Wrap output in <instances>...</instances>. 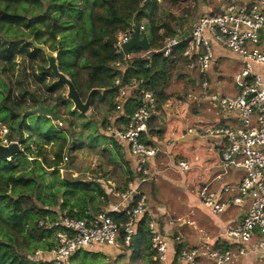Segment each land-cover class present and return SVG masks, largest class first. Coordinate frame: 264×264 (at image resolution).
Segmentation results:
<instances>
[{
	"label": "trees",
	"instance_id": "obj_1",
	"mask_svg": "<svg viewBox=\"0 0 264 264\" xmlns=\"http://www.w3.org/2000/svg\"><path fill=\"white\" fill-rule=\"evenodd\" d=\"M151 4V0H0V120H6L7 137L17 139L22 147L11 159H0V264H41L29 256L37 249L54 246L56 228L40 226V220L51 221L59 213L90 218L100 212L98 199L108 198L95 181L61 178L59 165L68 140L65 132L57 130L58 134L47 135L42 128L35 129L45 138L44 143L53 141L57 145L52 159L45 156L44 145L33 148L30 139L25 137V130L30 128L27 111L45 105L58 112L56 106L47 104L31 89V81H38L49 92L63 85L59 80L45 83V76L51 72L47 67V51L56 53L60 71L74 82L81 96L83 88L87 93L95 89L92 97L99 94L102 99L108 97L113 110L117 94L112 86L114 78L121 76L123 83L134 77L144 78L162 108L170 97L167 88L176 51L165 56L160 48L165 36H175L178 32L168 22H157L154 14L145 11ZM156 5L154 0L153 6ZM143 16L149 17L146 31L153 50L148 56L135 57L127 66L119 68L116 62L123 57L115 49L116 36L119 31L130 28L133 19L141 23ZM163 28L167 30L165 34L160 33ZM179 47L175 49L182 53L185 44ZM140 50L134 47L131 51ZM19 56L46 64H40L39 74L28 73L20 66L21 72L12 79ZM59 100L72 105L65 96L61 95ZM137 104L136 95L128 98L121 118L125 120ZM24 113L25 119H22ZM43 117L39 115L40 120ZM29 156L35 158L30 160ZM47 177L52 180L47 182ZM109 215L126 219L123 213L109 212ZM133 248L144 256L151 255L152 259L155 255L151 250L147 215L138 225ZM180 250L176 246V256ZM80 252L101 251L82 250L76 254ZM153 261L159 264L157 259Z\"/></svg>",
	"mask_w": 264,
	"mask_h": 264
},
{
	"label": "built area",
	"instance_id": "obj_2",
	"mask_svg": "<svg viewBox=\"0 0 264 264\" xmlns=\"http://www.w3.org/2000/svg\"><path fill=\"white\" fill-rule=\"evenodd\" d=\"M214 10L203 12L192 25L188 35L178 33L165 39L162 48L165 56L175 48L185 44L182 54L193 57L198 62L202 75L201 95L207 96L213 108L223 113L226 118H233L237 125L208 124L204 133L222 137L226 146L221 152L220 167L223 173L232 168L244 171L236 184H227L221 191L203 184L198 189L202 203L215 213L225 211L229 200L241 203L250 199V205L236 223L229 225L223 232L220 247L210 243L211 236L202 232L201 242L189 248H182L177 254L183 264H200L201 259H208L211 264H230L239 260L249 251L264 252V0H219ZM139 27L141 37L147 35L145 25L132 20L130 28L118 32L115 49L122 54L116 66L123 68L135 57H145L153 50L125 52L123 45L131 38L135 27ZM214 43L236 53L241 59V68L235 74L236 94L210 92L209 71L215 57ZM117 89L115 109L124 110L126 100L136 95L138 104L125 123H115V114H110L105 121V132L129 144L131 153L137 159L139 182H156L164 172L172 169L187 172L193 167L188 159H180L171 164L162 160L158 165H151V159L158 154L167 155L166 150L149 139V126L153 118L160 115L158 98L146 84L144 78L134 77L127 83L121 76L113 80ZM201 96L189 93L188 104L201 105ZM183 98L180 99L182 101ZM22 114V119H25ZM58 127L63 122L57 120ZM9 128L0 121V144L9 145L18 140L9 139ZM191 134L199 135L196 128L188 129ZM69 156H64V163ZM234 192L232 197L225 194ZM121 204L95 214L90 218L70 217L59 213L53 220L42 219L40 226L56 228L51 249H37L29 258L41 264H69L71 258L82 250H97L110 247L125 252L133 247L138 225L147 215V230L151 248L161 264H167L170 244L181 240V235L170 237L162 229L161 222L147 210L148 197L139 184L129 182L120 194ZM133 205L131 207L130 204ZM109 212L123 213L125 220L109 215Z\"/></svg>",
	"mask_w": 264,
	"mask_h": 264
},
{
	"label": "crops",
	"instance_id": "obj_3",
	"mask_svg": "<svg viewBox=\"0 0 264 264\" xmlns=\"http://www.w3.org/2000/svg\"><path fill=\"white\" fill-rule=\"evenodd\" d=\"M203 5V9H206L205 11L216 9L205 5V3H203ZM189 30H184V32ZM179 32L180 31H178V33ZM178 48L180 47H177V49ZM214 49L215 63L218 61V63L221 64V69L226 68V63L220 62L223 60L225 61V58L229 56H234L240 65L241 59L236 53L222 48L217 43H214ZM214 66L211 67L210 71L213 70ZM239 70V68L234 70V72L236 71L235 74ZM218 75L220 76V73ZM229 83V86L231 87L232 82L230 81ZM213 85L214 84L211 83L210 92L229 94L237 93L235 84L233 85L236 89V92L234 93L228 90L224 92L221 90L220 85ZM189 93H195L197 96L200 95L202 97L201 105L197 106L192 105V103L188 104L187 97ZM181 98L182 97L170 94V97L164 104L160 115L153 118L150 122L149 139L160 146L162 150L167 151V155L161 153L155 158H152L151 165L156 166L165 159L175 165L180 159H188L193 164L190 171L183 172L177 169H172L164 172L156 182L147 181L140 183L139 175L137 173V159L131 153L129 144L105 132V121L110 114H115L114 120L117 125L121 126L125 123V120L121 118L122 114L116 111L115 108L111 111L106 109L101 110V112H104L105 114L103 122H101V125L97 124L95 130H92L91 132L94 137L102 135L103 138L111 139L113 143L115 141V145L117 146L113 147L112 150L115 152L117 150L124 154L123 165L125 166L126 177H128L126 181L127 187L131 181L139 184L140 190L148 197L147 210L152 216L159 219L165 234L170 237L178 234L181 235L180 241L172 242L170 244L167 264H183L176 256V246H179L182 249L198 245L202 240V232H207L211 236V244L215 247H220L221 242L223 241L222 235L224 230L229 225L236 224L242 219L251 202L249 198L241 203H235L229 200L225 211L221 213H215L211 208H208L202 203L198 194L200 186L203 184H210L212 188L221 191L227 184L238 183L244 175V171L239 168H232L228 173L222 174L223 169L220 167L221 152L226 146V140L222 137L211 136L204 133L203 128L208 124L237 125V121L233 118H226L223 113L213 108L209 103L208 97L201 95V88L188 92L183 97L182 101H180ZM105 99H102L100 94L92 97L88 111L100 110L102 108V106H100L102 105V102L100 101H104ZM29 115L32 116L33 114ZM37 119L40 120V118ZM191 127L196 128L199 135L189 133L188 129ZM61 128H64V124L63 127H59L57 130L65 132L68 140L60 164L67 165L69 160L64 163V156L68 155L66 149L67 147L68 149L70 147V136H72V131L62 130ZM35 129L37 128H33L32 124L29 129L25 130V137H28L30 140L32 138H35L36 141L41 140L42 143L36 142V145L41 144L44 145V147L45 145L53 143V141L48 144L44 143L46 141L45 138L42 134H38ZM30 144L33 148H36L35 143L30 142ZM34 158L35 157L29 156V159L33 160ZM59 170L63 172V166L59 167ZM129 178L131 179L129 180ZM115 189L117 188L109 186V190H104L108 196V200H110L106 206V211L115 206H119L122 203L120 194L125 190L114 191ZM111 193L117 194L119 200L112 201L110 199ZM233 194L234 192H229L225 194V197H232ZM97 249L102 251L105 247ZM110 250L112 252H118V250L114 248H111ZM151 250L153 249L151 248ZM153 259L156 260L155 255H153ZM258 262L264 264V252L262 251H249L239 260L230 264H257ZM158 263L161 264L159 260ZM200 264H211V262L208 259H201Z\"/></svg>",
	"mask_w": 264,
	"mask_h": 264
},
{
	"label": "rangeland",
	"instance_id": "obj_4",
	"mask_svg": "<svg viewBox=\"0 0 264 264\" xmlns=\"http://www.w3.org/2000/svg\"><path fill=\"white\" fill-rule=\"evenodd\" d=\"M153 1L154 0H151L152 4L149 5L145 11L151 15L154 14L157 22H168L177 32L180 31L179 33L191 29L198 16L206 10L203 9V3L212 8H217L220 3L219 0H157V5L154 7ZM148 18L149 17L143 16L140 21L145 25L146 29L148 28L149 23ZM166 31L167 30L163 28L160 30V33L165 34ZM168 37L169 36H165L162 44ZM175 56L176 59L173 63L172 76L167 92L171 95L183 98L188 92L201 88L202 75L198 70V62L195 58L186 57L179 51L175 52ZM225 59V61L223 60L220 62L226 63V68L224 69H221V64H219L218 61L215 63L214 59L212 66L216 65L208 75L211 83L214 85L216 84L217 86L220 85L221 90L224 92L228 90L234 93L236 92V89L233 87L235 84L236 72H234V70L237 68L240 69L241 63L239 65L234 56H229ZM17 63L18 66L15 70V76H11L12 79H15L21 72L20 66L24 67L28 73L35 71L39 74L41 73L40 64H46L42 60L32 61L24 56L17 57ZM47 67L50 68L49 60L47 61ZM219 73L220 76L218 75ZM45 77V83L47 84H53L58 81V76L54 74L52 70ZM4 78L6 79L8 76L5 75ZM7 80L10 86L14 87V84L10 82L9 79ZM230 81L232 82L231 87L229 86ZM31 83V89L34 90L43 101L50 106H56L59 119L62 120L64 124V128L61 129L72 131V136H70L71 144L69 149L68 147L66 149L69 155V161L67 165L60 164L59 166H63L64 169L63 172L59 170L61 178L72 177L75 179L95 181L100 184L104 190H109V186L117 188L114 191L125 190L128 177H126L125 166L123 165L124 154L117 150L116 152L112 150V148L117 145H115L111 139L103 138L102 135L94 137L91 134L92 130H95L96 125H101V122H103L105 114L104 112H101V110L106 109L111 111L113 105L110 102V99L104 98V101H100L102 102V105H100L102 108L100 110L83 113L76 109L74 102L68 98V86L66 84L63 83V85L55 92H49L38 81H31ZM83 91L84 95L82 97L86 100L90 91L87 93L85 88H83ZM61 95L69 99L72 102V105L67 106L63 104L59 100ZM45 117L39 120L37 119L39 118V114H33L28 117L26 121L29 127L33 124V128H42L44 131L43 134H58L59 132L57 131V128L59 127L56 120L50 118L51 121L48 122ZM0 121L6 123L5 119ZM30 142L35 143V145L36 142L42 143L41 140L36 141L35 138H32ZM45 148V156L52 158L54 152L57 150V145L50 143L45 145ZM51 180V177H47L46 181L49 182ZM110 199L112 201H118L119 196L111 193ZM108 201H110L108 198L101 197L98 199L99 211H106L105 209ZM110 249L111 248L109 247H105L104 250L98 253L90 252L86 254L80 252L71 258L69 264H157V262L153 261L151 255L144 256L140 250H136L133 247L125 252H112ZM257 264L263 263L258 262Z\"/></svg>",
	"mask_w": 264,
	"mask_h": 264
},
{
	"label": "water",
	"instance_id": "obj_5",
	"mask_svg": "<svg viewBox=\"0 0 264 264\" xmlns=\"http://www.w3.org/2000/svg\"><path fill=\"white\" fill-rule=\"evenodd\" d=\"M188 33L189 31H186L184 36L188 35ZM134 47H139L142 50L151 49V43L149 41L148 35H143L141 37L138 26L135 27L133 34H132V38L123 45L124 51L126 53L132 50ZM47 57L49 60V67L54 72V74L58 76V80L68 86V98L74 102L76 109H78L79 111L83 113H86L90 108L92 95L95 89H92L89 92L87 99L84 100L80 92L78 91L76 85L74 84V82L64 72L60 71L58 62H57L56 53L47 51ZM27 113L45 115V116L52 118L53 120L59 119L58 114L54 110L50 109L49 107L45 105H40L36 108H33L27 111ZM21 151H22V148L20 147V144L17 141L12 142L9 145L0 144V159H3V158L11 159L12 156H14L15 154Z\"/></svg>",
	"mask_w": 264,
	"mask_h": 264
}]
</instances>
